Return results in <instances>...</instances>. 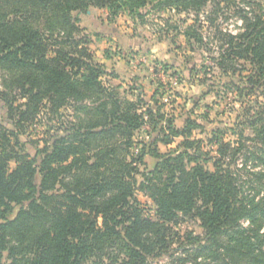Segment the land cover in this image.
Listing matches in <instances>:
<instances>
[{
  "label": "trees",
  "instance_id": "trees-1",
  "mask_svg": "<svg viewBox=\"0 0 264 264\" xmlns=\"http://www.w3.org/2000/svg\"><path fill=\"white\" fill-rule=\"evenodd\" d=\"M149 1L0 0V98L17 126L0 127V264L5 252L23 264H153L152 257L171 252L180 235L175 225L185 216L198 219L205 234L188 233L192 252L177 257V264H264V103L258 99L237 124L240 131L231 128L237 146L221 130L210 133L216 155L193 138V129L203 125L188 119L178 128L169 120L159 133L168 128L182 137V150L153 149L156 164L141 182L156 205L154 216L136 195L134 161L146 163L149 153L129 160V147L146 123L145 112L102 79L108 72L86 47L87 39L78 38L74 12L93 6L115 15ZM206 1L172 3L201 7ZM256 19L240 40L232 37L220 61L231 66L237 57L251 63L247 87L237 86L241 93L264 86V19ZM92 94L97 99L79 107L89 114L84 124L46 141L35 154L18 147L25 125L43 109L54 114ZM147 113L155 124L164 117L153 108ZM248 128L253 136L246 135ZM158 141L157 136L151 143ZM160 141L173 142L165 135ZM238 155L261 169L250 173L246 163L235 168ZM242 171L256 182L243 181Z\"/></svg>",
  "mask_w": 264,
  "mask_h": 264
},
{
  "label": "rangeland",
  "instance_id": "rangeland-1",
  "mask_svg": "<svg viewBox=\"0 0 264 264\" xmlns=\"http://www.w3.org/2000/svg\"><path fill=\"white\" fill-rule=\"evenodd\" d=\"M74 16L79 18L81 27L78 38L87 39L86 47L108 72L102 79L107 85L118 87L120 96L139 103L140 111L145 112L146 123L134 132L128 158L149 153L145 156L146 163L134 161L139 169L136 195L146 214L154 216L156 205L141 184L156 164L150 152L155 148L162 153L182 150L184 140L172 136L168 128L159 133L161 127H167L169 120H173L178 128H183L188 119L197 121L203 128L193 129V138L204 140L203 149H212V154L216 155L217 146L208 142L210 133L221 130L223 139L237 146L238 135L231 128L239 132L237 124L246 117L248 108L256 107L257 99L264 103V86L249 94V88L243 93L237 89V86L248 85L246 80L252 71L249 61L236 57L233 64L229 61L231 66L220 65L232 37L240 40L257 17L264 19V0H208L201 7L177 5L172 0H150L135 12L121 8L114 15L109 8L92 6L88 10L75 11ZM95 99L97 95L92 94L79 102L71 100L55 115L43 109L37 120L25 125L18 147L35 154L37 147H42L46 141L51 142L65 134L76 123L84 124L89 114L79 107L89 106ZM149 108L164 115L159 123L151 122L147 113ZM1 126L17 131L0 98ZM245 133L247 136L254 134L249 128ZM164 135L165 138L172 137L173 142L166 145L160 141ZM157 136L159 141L152 144ZM248 144L252 146V141ZM244 164L249 172L261 169L254 160L246 162L244 156L238 155L234 167L242 168ZM208 166L212 167V164ZM248 174L242 171L243 181L254 182L255 177ZM245 191L253 194L249 184H245ZM19 209L17 206L10 217L13 218ZM175 227L180 235L175 238L171 252L152 257L153 264H177V257L192 252L194 245L188 240V233L205 234L196 218L182 217ZM1 262L23 264L9 259L8 252L4 253ZM186 264L195 263L189 260Z\"/></svg>",
  "mask_w": 264,
  "mask_h": 264
}]
</instances>
